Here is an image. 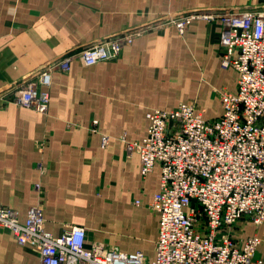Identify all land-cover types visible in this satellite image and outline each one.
Returning <instances> with one entry per match:
<instances>
[{"label":"crops","instance_id":"0c3cea01","mask_svg":"<svg viewBox=\"0 0 264 264\" xmlns=\"http://www.w3.org/2000/svg\"><path fill=\"white\" fill-rule=\"evenodd\" d=\"M250 8H264V0H0V98L47 63L123 30L194 10ZM220 35L219 22L197 20L183 33L169 24L137 38L116 62L85 68L74 60L69 72L53 74L47 115L0 100V206L18 210L25 222L39 203L34 186L41 183L49 233L59 237L83 227L88 247L103 243L154 260L146 248L153 242L155 249L160 217L149 205L161 167L143 179L139 155L128 156L126 142L147 137V114L155 109L196 101L206 119L222 116L214 89L236 93L238 73L222 67ZM202 80L220 104L211 116ZM95 120L98 132L91 131ZM102 135L110 137L106 149ZM39 164L47 168L44 175ZM244 225L238 243L258 235L257 258L264 262V224ZM0 264L41 259L0 228Z\"/></svg>","mask_w":264,"mask_h":264},{"label":"built area","instance_id":"2783aa9c","mask_svg":"<svg viewBox=\"0 0 264 264\" xmlns=\"http://www.w3.org/2000/svg\"><path fill=\"white\" fill-rule=\"evenodd\" d=\"M197 20L221 24L222 67L238 73L237 92L214 89L223 107L214 120L205 118L196 101L155 109L147 114V137L126 142L128 156L139 155L143 179L161 167L160 188L149 205L160 217L155 259L103 243L88 247L83 227L59 237L49 233L43 185L37 183L39 203L26 221L18 210L0 206V228L18 244L32 246L41 264H264L257 258L259 236L239 244L233 229L246 218L256 227L264 224V8L194 10L123 30L47 63L0 100L47 115L55 72H69L74 60L85 68L116 62L146 32L172 24L183 33ZM98 125L93 121L91 131L98 132ZM109 143L102 135V148ZM46 147V141L39 143L41 152ZM39 170L46 173L43 164Z\"/></svg>","mask_w":264,"mask_h":264},{"label":"rangeland","instance_id":"374dc122","mask_svg":"<svg viewBox=\"0 0 264 264\" xmlns=\"http://www.w3.org/2000/svg\"><path fill=\"white\" fill-rule=\"evenodd\" d=\"M224 70H232V69H224ZM201 75H202V77H204V73H201ZM201 89H202V92H205L204 95L206 96V98H207V96H209V98L211 100V101H208V103L210 104L209 109H208L209 116L213 115V113H215L216 110L217 111H220V109H221L220 108V104L217 102L216 99H214V97L212 96L211 88L208 89V87L206 85V82L204 80H202ZM11 95H12V93L10 94V97H11ZM43 141H46V140H43ZM46 143H47V141H46ZM38 147H39V144H38ZM46 171H47V168H46ZM248 221H250V220L248 218H246V219L241 220L239 223H237L233 227V229L235 230V234H237L238 236L245 235L246 234V229H245L246 226L244 224H246ZM121 224L124 225L126 228H129L130 230H133L134 229L133 223L131 221H129L127 223L125 220H123L121 222ZM154 252H155L154 243L152 242V243H150L147 246L146 253H147V255H150V257L152 259L154 257Z\"/></svg>","mask_w":264,"mask_h":264}]
</instances>
